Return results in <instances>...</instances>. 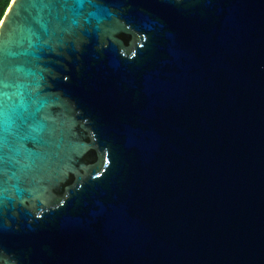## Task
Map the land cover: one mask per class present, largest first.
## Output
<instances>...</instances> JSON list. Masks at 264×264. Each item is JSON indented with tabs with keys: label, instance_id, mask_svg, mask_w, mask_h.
Returning <instances> with one entry per match:
<instances>
[{
	"label": "water",
	"instance_id": "95a60500",
	"mask_svg": "<svg viewBox=\"0 0 264 264\" xmlns=\"http://www.w3.org/2000/svg\"><path fill=\"white\" fill-rule=\"evenodd\" d=\"M0 101V264H264V0H11Z\"/></svg>",
	"mask_w": 264,
	"mask_h": 264
},
{
	"label": "trees",
	"instance_id": "16d2710c",
	"mask_svg": "<svg viewBox=\"0 0 264 264\" xmlns=\"http://www.w3.org/2000/svg\"><path fill=\"white\" fill-rule=\"evenodd\" d=\"M11 0H0V22L5 15L6 10L10 5Z\"/></svg>",
	"mask_w": 264,
	"mask_h": 264
},
{
	"label": "snow or ice",
	"instance_id": "6c2138e0",
	"mask_svg": "<svg viewBox=\"0 0 264 264\" xmlns=\"http://www.w3.org/2000/svg\"><path fill=\"white\" fill-rule=\"evenodd\" d=\"M3 95H6V94H3ZM6 109H7L6 103L0 101V115H6Z\"/></svg>",
	"mask_w": 264,
	"mask_h": 264
}]
</instances>
